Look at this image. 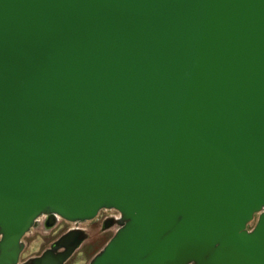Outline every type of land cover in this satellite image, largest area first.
I'll list each match as a JSON object with an SVG mask.
<instances>
[{
	"label": "water",
	"instance_id": "95a60500",
	"mask_svg": "<svg viewBox=\"0 0 264 264\" xmlns=\"http://www.w3.org/2000/svg\"><path fill=\"white\" fill-rule=\"evenodd\" d=\"M102 210L89 264H264V0H0V264Z\"/></svg>",
	"mask_w": 264,
	"mask_h": 264
},
{
	"label": "rangeland",
	"instance_id": "374dc122",
	"mask_svg": "<svg viewBox=\"0 0 264 264\" xmlns=\"http://www.w3.org/2000/svg\"><path fill=\"white\" fill-rule=\"evenodd\" d=\"M102 218L109 219L110 217L118 216L114 210H102ZM45 216V215H44ZM61 220L60 217H57ZM104 221H86L79 223V226L85 229L87 238L83 246L74 254V256L66 264H89V262L104 248L108 241L114 236L118 226L107 228L103 224ZM60 225L53 230L48 231L44 224H37L24 238L25 250L21 254L20 262L39 256L46 250L50 244L67 230L76 226L75 223L59 221ZM254 224L249 226L251 229Z\"/></svg>",
	"mask_w": 264,
	"mask_h": 264
},
{
	"label": "flooded vegetation",
	"instance_id": "af4514ba",
	"mask_svg": "<svg viewBox=\"0 0 264 264\" xmlns=\"http://www.w3.org/2000/svg\"><path fill=\"white\" fill-rule=\"evenodd\" d=\"M102 211H100L99 213H98V215H97V217L95 218V219H93V220H91V221H95V220H99V221H104L103 222V224H104V226L106 227V229L108 228H111L112 226H118V221H119V219H120V217L119 216H115V217H110L109 219H105V217L104 218H102L103 216H102V213H101ZM59 221H65V220H63V219H58L57 217H50V216H41V217H39V219L37 220V224H44V226H45V229H46V233H48V231H49V233L50 232H53V230L55 229V228H57L59 225H60V223H59ZM76 224V226L75 227H73V228H71V229H69V230H67L65 233H67V232H69V231H71V230H75V229H78V230H82V231H85V229L84 228H82L81 226H79V223H75ZM65 233H63L62 235H64ZM62 235H60L59 237H57L52 243H54L57 239H59ZM51 243V244H52ZM85 243V242H84ZM83 243V244H84ZM51 244H50V246H51ZM83 244H82V246H83ZM50 246L48 247V248H50ZM81 246V247H82ZM47 248V249H48Z\"/></svg>",
	"mask_w": 264,
	"mask_h": 264
},
{
	"label": "built area",
	"instance_id": "2783aa9c",
	"mask_svg": "<svg viewBox=\"0 0 264 264\" xmlns=\"http://www.w3.org/2000/svg\"><path fill=\"white\" fill-rule=\"evenodd\" d=\"M118 213V212H117ZM118 216L120 217L119 213H118Z\"/></svg>",
	"mask_w": 264,
	"mask_h": 264
}]
</instances>
